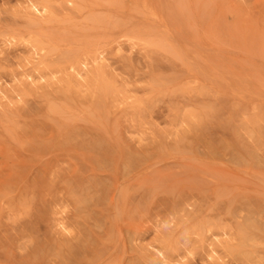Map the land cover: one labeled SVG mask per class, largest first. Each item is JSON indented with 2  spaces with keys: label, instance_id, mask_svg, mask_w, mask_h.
<instances>
[{
  "label": "rangeland",
  "instance_id": "1",
  "mask_svg": "<svg viewBox=\"0 0 264 264\" xmlns=\"http://www.w3.org/2000/svg\"><path fill=\"white\" fill-rule=\"evenodd\" d=\"M40 1L0 0V264H264V0Z\"/></svg>",
  "mask_w": 264,
  "mask_h": 264
},
{
  "label": "bare ground",
  "instance_id": "2",
  "mask_svg": "<svg viewBox=\"0 0 264 264\" xmlns=\"http://www.w3.org/2000/svg\"><path fill=\"white\" fill-rule=\"evenodd\" d=\"M40 2L42 3L41 8L46 12L47 11V5L49 4L50 0H41Z\"/></svg>",
  "mask_w": 264,
  "mask_h": 264
}]
</instances>
